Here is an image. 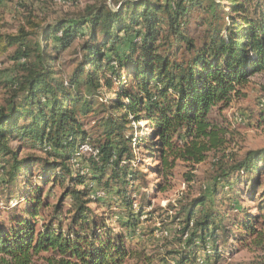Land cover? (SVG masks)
<instances>
[{
	"label": "trees",
	"instance_id": "1",
	"mask_svg": "<svg viewBox=\"0 0 264 264\" xmlns=\"http://www.w3.org/2000/svg\"><path fill=\"white\" fill-rule=\"evenodd\" d=\"M60 1L77 12L48 22V10H31L30 31L18 33L0 24V58L15 49L10 76H0V190L19 201L0 213V252L16 264L41 252L51 264H218L234 229L241 247L264 252L263 148L231 163L223 154L208 191L170 203L159 214L167 230L142 234L156 251L132 242L155 212L136 153L158 157L164 191L177 160L194 166L222 144L211 111L264 74V0ZM146 120L152 132L137 136ZM50 184L61 191L55 204ZM220 192L230 208H216Z\"/></svg>",
	"mask_w": 264,
	"mask_h": 264
},
{
	"label": "rangeland",
	"instance_id": "2",
	"mask_svg": "<svg viewBox=\"0 0 264 264\" xmlns=\"http://www.w3.org/2000/svg\"><path fill=\"white\" fill-rule=\"evenodd\" d=\"M81 8V6H80ZM34 10V15L42 16L45 10H48L47 17L48 22H53L57 18L69 15L77 12L78 8L71 5L65 4L60 0L47 2L46 0H0V24L2 32L5 33H18L20 26L25 25L26 30L30 31V27L25 23V18L29 15L30 11ZM25 23V24H24ZM15 49L10 48L9 51L2 55L0 63V76L8 78L10 76L9 69L13 66L14 61L10 59V56L14 54ZM242 95L237 99H234L230 105L226 108L220 109L215 107L210 114V118L217 125V128L221 129L220 138L223 141L222 144L208 152L207 158L196 163L194 166L189 162L183 160H177L173 169V174L170 176V185L164 191L158 190L157 184L163 181V178L159 173L155 171L156 167H160V161L158 157H150L141 149V152H137V159L142 163V169L145 173V177L140 180L137 184L141 187V192H149L151 197L149 200V210L153 212V219L146 221L145 216L141 220L139 225V231L133 238V244L140 245L141 248L147 249L148 253L156 251V242L154 239H146L142 237L145 232L157 228L156 235L160 236L162 232H165L161 223V217H165V210L168 209L170 203H175L181 198H193L200 195L202 192H206L211 187L214 176L217 175V162L223 154L227 155L226 161L231 163L234 158L243 157L247 151L255 149H264V74L256 73L251 77V82L242 89ZM112 94H106L104 100L112 97ZM6 98V89L0 88V104L3 103ZM134 124V132L137 136H147L152 132V125L149 121H142ZM34 154H38L36 151H27ZM25 155V153H23ZM234 156V157H233ZM193 176L192 180H188V176ZM36 180V177H32ZM220 184H224L222 181ZM227 185V183H225ZM146 188V189H145ZM56 188L50 184L46 189V193L53 194ZM225 190H229V186L225 187ZM263 190V187L258 189L259 192ZM101 191V190H100ZM98 192V189H97ZM61 191L58 188L56 195L52 197V202H57L58 196ZM103 194V192H98ZM141 194V195H142ZM6 194L0 190V213L1 218H7L10 209L14 208L19 201L14 199L13 201L7 202L5 198ZM143 195L138 198L137 201L142 200ZM241 203L245 208L253 206L254 201L250 200L249 197H242ZM219 203V205H218ZM230 200L224 197L223 193L217 196L216 208L221 209L220 204L227 205L230 208ZM137 205V203L135 204ZM232 205V204H231ZM146 206L147 203H146ZM117 210L114 205L112 209H105L97 211V215L111 214L112 211ZM174 211H171L172 214ZM232 214H236V210H231ZM258 211L253 212L254 214ZM235 216V215H234ZM41 224V223H40ZM111 224V223H108ZM229 222L226 225L229 226ZM63 227L66 228L67 222H63ZM120 228L118 227L116 232ZM145 231V232H143ZM239 232L234 229L233 234L229 236L228 240L222 241L220 239V250H222L223 256L221 257L218 264H256L264 262V252L262 250L243 248L239 242ZM234 244V246H233ZM233 248V249H232ZM211 245H209L208 252L211 253ZM201 258L200 262H203L205 250L200 251ZM51 253L41 252L38 255L33 256V259L29 264H51L48 260L51 257ZM0 264H16L11 255L1 251L0 252Z\"/></svg>",
	"mask_w": 264,
	"mask_h": 264
},
{
	"label": "built area",
	"instance_id": "3",
	"mask_svg": "<svg viewBox=\"0 0 264 264\" xmlns=\"http://www.w3.org/2000/svg\"><path fill=\"white\" fill-rule=\"evenodd\" d=\"M81 148H82L83 151H88V150H90V148H89V146H88L87 144L82 145Z\"/></svg>",
	"mask_w": 264,
	"mask_h": 264
}]
</instances>
